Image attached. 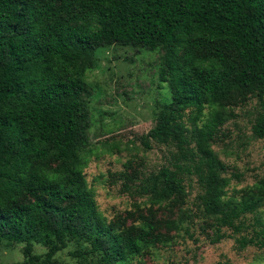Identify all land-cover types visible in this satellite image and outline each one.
Returning a JSON list of instances; mask_svg holds the SVG:
<instances>
[{"label": "trees", "instance_id": "1", "mask_svg": "<svg viewBox=\"0 0 264 264\" xmlns=\"http://www.w3.org/2000/svg\"><path fill=\"white\" fill-rule=\"evenodd\" d=\"M113 47L131 59L159 53L158 82L170 93L141 141L172 146L173 170L141 180L149 216L139 224L108 221L83 173L93 153L86 75ZM248 101L251 136L264 139V0H0V244L21 245L23 264H127L166 238L173 221L151 211L183 201L184 176L218 242L256 208L225 199L230 178L212 149Z\"/></svg>", "mask_w": 264, "mask_h": 264}, {"label": "rangeland", "instance_id": "2", "mask_svg": "<svg viewBox=\"0 0 264 264\" xmlns=\"http://www.w3.org/2000/svg\"><path fill=\"white\" fill-rule=\"evenodd\" d=\"M98 56V67L86 75L92 92L88 135L93 153L83 173L98 210L108 221L120 218L127 219V225L139 224L141 214L149 216L148 201L139 191L141 180L164 166L173 170L172 146L150 140L146 148L141 141L170 93L167 84L158 82L159 53L140 50L131 59L132 50L113 47L99 50ZM254 106V101H248L233 109L235 118L220 128L212 149L226 166L224 176L230 178L225 199L237 205L255 202L256 208L234 221L238 230L222 227V238L213 243L216 225L200 212L195 179L184 176L183 201L171 210L155 207L156 214L151 211L156 219L173 221L163 233L166 238L127 264H264V139L251 136ZM72 250L70 245L59 259L70 262ZM35 251L43 249L36 246ZM0 264H23L22 246L0 244Z\"/></svg>", "mask_w": 264, "mask_h": 264}]
</instances>
